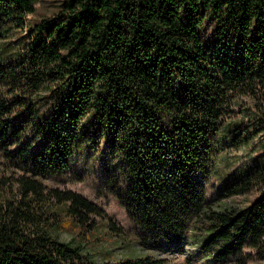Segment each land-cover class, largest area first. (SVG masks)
<instances>
[{"label": "trees", "instance_id": "trees-1", "mask_svg": "<svg viewBox=\"0 0 264 264\" xmlns=\"http://www.w3.org/2000/svg\"><path fill=\"white\" fill-rule=\"evenodd\" d=\"M43 1L0 0V264H95L87 245L59 234L89 245L91 218L105 212L44 181L102 142L104 187L142 243H190L231 264H246L245 249L261 256L264 0H60L44 12ZM258 135L255 160L223 194L255 199L209 204L225 146Z\"/></svg>", "mask_w": 264, "mask_h": 264}, {"label": "rangeland", "instance_id": "rangeland-1", "mask_svg": "<svg viewBox=\"0 0 264 264\" xmlns=\"http://www.w3.org/2000/svg\"><path fill=\"white\" fill-rule=\"evenodd\" d=\"M59 2L60 0H44L42 11L54 7ZM247 103L248 101L243 99L236 104L237 119H240L238 110L244 108ZM243 122V126H246V119ZM243 130L239 133H243ZM261 138L259 135L255 136L248 146L238 148L225 146L216 161L214 175L207 187L206 199L209 204L245 208L255 199V192L228 198L223 197V194L225 186L242 176L253 163ZM2 162L0 154V167ZM110 162L103 142L93 148L86 146L73 155L68 173L44 181V184L50 188L71 190L82 195L105 212L103 217L91 218L95 222L97 232L91 238L89 245L77 233L65 228L60 231V240L66 242L73 240L80 245H87V250L94 254L95 264H121L120 262L126 258L145 257H150L152 260L160 259L162 264H231L230 261H215L190 243L184 244L183 251L174 250L176 248L174 245L151 246L142 243L140 228L128 218L125 209L104 187V180L109 175L111 167ZM112 227L116 232L111 229ZM244 252L251 254L246 264H264V253L260 256L249 249H245Z\"/></svg>", "mask_w": 264, "mask_h": 264}]
</instances>
